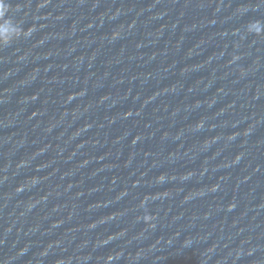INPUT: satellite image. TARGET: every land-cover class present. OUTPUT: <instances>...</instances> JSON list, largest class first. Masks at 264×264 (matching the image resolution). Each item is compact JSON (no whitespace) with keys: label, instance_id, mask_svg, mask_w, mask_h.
I'll return each instance as SVG.
<instances>
[{"label":"water","instance_id":"95a60500","mask_svg":"<svg viewBox=\"0 0 264 264\" xmlns=\"http://www.w3.org/2000/svg\"><path fill=\"white\" fill-rule=\"evenodd\" d=\"M10 3L0 264H264V0Z\"/></svg>","mask_w":264,"mask_h":264},{"label":"clouds","instance_id":"9594fccd","mask_svg":"<svg viewBox=\"0 0 264 264\" xmlns=\"http://www.w3.org/2000/svg\"><path fill=\"white\" fill-rule=\"evenodd\" d=\"M19 6L13 10L10 0H0V46H9L14 41L31 36L33 29L24 31L22 28V21L17 22L12 13L13 11H19ZM242 12H247V8H242ZM247 31L250 34L257 36H264V21H254L248 24ZM161 180L164 177H160ZM32 183H36L35 180ZM112 260H108V264H111Z\"/></svg>","mask_w":264,"mask_h":264}]
</instances>
